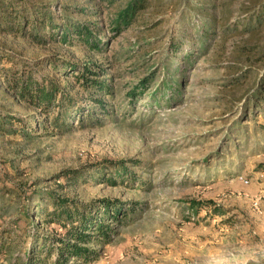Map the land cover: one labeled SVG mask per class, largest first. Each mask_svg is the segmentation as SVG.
Segmentation results:
<instances>
[{
  "label": "rangeland",
  "instance_id": "rangeland-1",
  "mask_svg": "<svg viewBox=\"0 0 264 264\" xmlns=\"http://www.w3.org/2000/svg\"><path fill=\"white\" fill-rule=\"evenodd\" d=\"M24 1L49 8L59 23L67 17L90 26L100 49L79 40L39 46L0 31V113L32 121L31 136L0 133V264H27L28 253L40 249L38 238L46 239V248L57 246L52 237L60 229L35 210L50 196L79 205L103 198L122 204L118 220L105 217L113 230L109 239L89 243L97 257L88 264H264V99L250 101L262 66L231 58L240 37L229 38L224 50H194L184 85L177 92L167 88L160 106L149 92L176 61L172 43L192 47L183 35L189 17L182 5L151 0L118 32L112 23L127 0ZM49 55L103 64L112 88L104 96L107 112L72 79L65 84L82 116L68 127L51 122L55 112L47 117L12 99L2 67L12 66L11 58L33 66ZM251 66L256 72L247 78L243 72ZM153 70L148 93L132 99L129 92ZM50 72L47 67L44 74ZM12 125L23 129L18 120L6 124ZM122 161L128 171L116 174ZM55 254L44 262L51 264Z\"/></svg>",
  "mask_w": 264,
  "mask_h": 264
},
{
  "label": "trees",
  "instance_id": "trees-1",
  "mask_svg": "<svg viewBox=\"0 0 264 264\" xmlns=\"http://www.w3.org/2000/svg\"><path fill=\"white\" fill-rule=\"evenodd\" d=\"M150 3L151 0H127L116 11L112 28L120 32L124 27L131 26L138 13L147 9ZM173 3L175 6L182 5L184 10L182 14L189 17L183 35L189 38L192 47L187 49L180 41L172 43L171 52L176 61L166 67L164 73L167 76L149 92L151 100H154L156 105L162 106L161 97H165L163 95L167 88L177 92L184 85L185 69L187 64L193 62L194 50H208L209 47L224 50L228 48L229 38L236 36L240 38L233 41L231 58L250 64L255 61L262 66L261 76L257 77L250 101L257 97L258 101L264 99V0H173ZM56 18L57 16L49 8L36 2L0 0V31L2 32L20 34L39 46L51 40L64 43L79 40L92 50L100 49L98 36L90 26L67 17L59 23ZM16 59H10L12 66L2 67L7 94L12 99L24 103L28 108L46 114L47 117L55 112L51 122L56 127H68L69 120L77 115L82 116L81 107L77 106L78 101L72 95L68 84H65L68 80L70 82L73 80L75 82L73 84L82 92L92 93L91 100L97 103L100 109L107 106V99L104 96L112 95L110 79L106 77L109 74L108 69L101 63L89 62L82 65L49 55L45 60H35L33 62L35 65L28 66L19 64ZM177 59L183 60L186 65L184 69ZM47 67H51V72L44 74ZM156 71H151L135 84L128 95L134 99L148 93L152 82L156 79ZM255 72L254 67L251 66L243 74L251 78ZM57 75H60L59 78H55ZM237 81H240V78ZM103 110L107 112L106 108ZM17 120L22 123V130L13 129V125L7 128L8 122L13 123ZM31 126L32 121L24 120L20 116L0 113V133L4 130L14 134L22 133L25 137L31 136L26 132ZM120 163L122 164H119L116 174L128 171L126 164L123 161ZM111 180L114 184L117 181L116 177H111ZM6 186H3L4 191L10 188ZM49 198L51 201L44 205L37 204L35 210L46 213L48 226L54 224L55 230L60 229L61 232L52 237V246L54 244L57 246L53 249L46 248V239L40 242L41 238L40 240L38 238L35 246H38L39 242L40 249L34 251L33 255L28 253L27 264H45L44 258L54 254V249L56 254L51 264L91 263L97 257V250L89 246V243L97 238L109 239L113 230L106 224L105 217L109 215L110 219L118 220L122 204L119 205L118 200L110 198H103L99 202L95 201L87 205H79L71 198L54 196ZM204 205L210 206L209 203ZM28 208L25 210L26 213H29ZM45 248L48 250L43 256ZM35 249L37 250L36 247ZM2 264H12V262H2Z\"/></svg>",
  "mask_w": 264,
  "mask_h": 264
},
{
  "label": "built area",
  "instance_id": "built-area-1",
  "mask_svg": "<svg viewBox=\"0 0 264 264\" xmlns=\"http://www.w3.org/2000/svg\"><path fill=\"white\" fill-rule=\"evenodd\" d=\"M238 176H239V179H240L242 182H244V183H246V184H249L250 179L248 178V176H245V175H242V174H240V175H238Z\"/></svg>",
  "mask_w": 264,
  "mask_h": 264
}]
</instances>
